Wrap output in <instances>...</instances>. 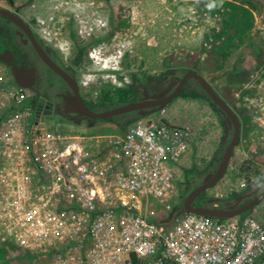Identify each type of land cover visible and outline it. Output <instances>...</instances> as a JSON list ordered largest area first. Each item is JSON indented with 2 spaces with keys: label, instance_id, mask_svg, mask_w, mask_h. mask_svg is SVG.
<instances>
[{
  "label": "built area",
  "instance_id": "1",
  "mask_svg": "<svg viewBox=\"0 0 264 264\" xmlns=\"http://www.w3.org/2000/svg\"><path fill=\"white\" fill-rule=\"evenodd\" d=\"M25 100L0 66V244L13 264H264V212L164 224L204 139L170 111L83 135L49 130Z\"/></svg>",
  "mask_w": 264,
  "mask_h": 264
},
{
  "label": "rangeland",
  "instance_id": "2",
  "mask_svg": "<svg viewBox=\"0 0 264 264\" xmlns=\"http://www.w3.org/2000/svg\"><path fill=\"white\" fill-rule=\"evenodd\" d=\"M12 1L21 16L53 48L63 63L74 60L77 53L76 43L79 46L86 45L81 63L74 65L82 98L85 94L95 98L103 91L112 92L116 86L130 84L131 74H135L140 80L136 85L139 95L141 86L145 84L161 89L182 77L185 71L181 68L183 63L180 62L194 54L199 66L198 74L208 78V82L222 97L228 95L227 89L230 87L240 97L235 96L240 99L237 100V105L243 106L251 117L248 124H241L239 142L234 147L229 165L222 179L208 189L209 197L227 199L233 192L239 193L253 183L264 181V85L259 87L257 79L259 63L264 53V4L258 5V10L254 13L252 47L234 51L224 69L216 73L211 72L206 65L213 49L205 41V37L211 30L221 29L222 15L210 16L203 9L202 0ZM71 32L74 34L73 38ZM41 33L47 40L41 37ZM98 37L106 39L92 44ZM98 45L102 47L99 48ZM93 48L95 56L101 59L98 65L89 60L88 54ZM119 54L123 57L119 58ZM118 59L121 60L119 65L116 64ZM124 64L130 67L125 68ZM233 68L248 74L240 87L236 82L233 84V88L236 86L235 91L229 84V74ZM143 76L149 77V80ZM189 88L197 89L205 97L196 82L191 81ZM243 91H248V94L251 92L244 100L241 98ZM189 100L176 98L165 109L170 111L171 119L175 123L191 126L196 132L197 140L204 137L198 147L193 149L191 160L185 168L195 167L196 172H202L192 175V186H196L201 183L205 173L217 166L230 138L222 143L224 128L221 118L210 107L207 99ZM125 118L127 117L118 118L116 122L86 118H78L72 122L64 119L55 121L51 117H44L42 120L49 130L99 135L120 132L119 126ZM211 161L215 164L211 165ZM178 188L180 203L183 184H179ZM263 209L264 199L246 215L255 213L260 217Z\"/></svg>",
  "mask_w": 264,
  "mask_h": 264
},
{
  "label": "flooded vegetation",
  "instance_id": "3",
  "mask_svg": "<svg viewBox=\"0 0 264 264\" xmlns=\"http://www.w3.org/2000/svg\"><path fill=\"white\" fill-rule=\"evenodd\" d=\"M0 8V10L8 11L10 14L18 17L28 29L26 31L20 28V26L12 22L6 16L0 14V65L22 88L25 93L26 103L31 106L35 114L39 113L42 117H51L55 121L64 119L70 122L78 119L79 117H77L76 115L65 112V99L72 95L71 87L41 60L34 49L33 42L29 34L32 35L36 43L45 51L50 60H52L59 68H61L70 77H72V79L76 82L78 91L80 93L78 81L74 73L75 63L73 62V60L71 61V63L70 61L68 63H63L59 59L57 53L53 50V48L46 44L37 34L33 26L21 16L19 9L14 7V3L12 0H0ZM177 80L178 79H175L169 82L168 85H165L161 89L151 88L145 84L141 86V94L139 95L138 93L137 100L143 97L144 92H146L149 96L148 98H150L152 95L161 92L172 82H175ZM187 83L190 84L191 81H188ZM174 87L172 88V90L174 89ZM138 91L139 90L137 89V92ZM45 112L50 113L49 115H43ZM219 118H221L223 121L222 116H220ZM230 131L231 129L229 128V137L231 134ZM213 170L214 169L208 171L207 173L212 172ZM207 173H205V175L202 177V180ZM184 178L185 179L183 181L182 193H184L183 195L184 197H186V195L192 190L191 187H196L200 183L196 186H192L191 182L194 176L191 175L190 178H186L184 176ZM263 184L264 182L253 183L247 189L240 191L236 196L219 200L218 203H216L215 207L217 209H228L232 205H235V208H239L251 201L262 190H264V186H261ZM256 188H258L257 191H255ZM207 191L208 190L204 191L205 193L203 192V195H199L194 200V206H206L210 208L214 206V203H210V200L212 198L208 196V194L206 193ZM237 197H242V199L237 201Z\"/></svg>",
  "mask_w": 264,
  "mask_h": 264
},
{
  "label": "trees",
  "instance_id": "4",
  "mask_svg": "<svg viewBox=\"0 0 264 264\" xmlns=\"http://www.w3.org/2000/svg\"><path fill=\"white\" fill-rule=\"evenodd\" d=\"M8 1V0H6ZM264 4V0H202L203 9L207 11L210 16L214 15H222L221 21V29L219 31L211 30L205 37V41L211 44L213 51H210V57L207 60V68L211 72H219L222 71L225 67V64L228 58L234 51H238L240 49L246 47H252V37L255 32V21H254V13L258 10V5ZM264 22V21H263ZM110 34V32H109ZM72 38L74 34L71 32ZM104 40V37H98L94 39L91 43H97ZM76 55L74 57L73 62L75 64H80L82 61V53L84 52L85 46H79L77 43L75 44ZM194 54L188 55V57L180 62L183 63L181 68L186 72L188 70L199 71V66L197 64V59ZM261 57V55H260ZM168 62V61H167ZM166 62V63H167ZM264 64V53H262V59L259 63V66L262 67ZM125 68H129L128 64H124ZM198 73V72H197ZM239 73V74H238ZM241 74V75H240ZM147 81L149 77L143 76ZM248 77V74L235 70L234 68L229 74V84L233 88V84H238V87L244 83V80ZM132 82L130 84H125L119 87H115L112 92H101L95 98L92 96L84 95V103L86 106L95 111H103L106 109H110L112 107L128 104L130 102H134L138 98V92L136 85L139 84L140 80L135 74H131ZM236 82V83H235ZM189 83L184 87L182 92L177 98H184L190 100H205L207 99L210 107L213 111L220 117V113L217 110L216 106L209 100L207 97H203L201 93L197 91L195 88L189 89ZM227 93L228 95L221 98L235 111V113L239 116L241 120V124H248L250 115L247 113V110L241 106L237 105V100L235 98L234 92L228 87ZM236 86L233 88V90ZM198 89L200 92H203L201 87L198 85ZM235 91V90H234ZM248 91H243L241 93V98L243 99L245 96L250 95L247 93ZM240 98V97H238ZM244 100V99H243ZM133 116H137L136 113H128L121 116L112 117L109 119H104L102 121H110L116 122L118 118L127 117L124 119L123 124L119 126L120 132H123L129 123L133 122L136 118H132ZM129 117V118H128ZM251 120V119H250ZM222 122V119H221ZM249 128V126H248ZM247 131L249 129H246ZM221 156V155H220ZM214 160V158H213ZM211 165H214L212 161ZM202 174V172H196V169L192 167L191 169H185V177L189 178L191 175ZM197 174V175H198ZM194 187H191L193 189ZM184 193H181L180 198L183 199ZM238 193L233 192L230 194V197L236 196ZM203 195V194H202ZM179 208V205H175L172 211L165 217V221H168L171 218L172 213ZM245 215V214H243ZM16 251V248L10 244H0V264H13L12 259H10V254Z\"/></svg>",
  "mask_w": 264,
  "mask_h": 264
},
{
  "label": "water",
  "instance_id": "5",
  "mask_svg": "<svg viewBox=\"0 0 264 264\" xmlns=\"http://www.w3.org/2000/svg\"><path fill=\"white\" fill-rule=\"evenodd\" d=\"M0 14L6 16L12 22L20 26V28L24 30H28L26 25L22 23V21L10 14L8 11L0 10ZM35 51L41 60L58 76H60L70 87L72 90V95L65 99L66 101V109L65 112L69 114H74L79 118H86L90 120H104L109 119L116 116L125 115L128 113H136L137 117H145L148 114L156 111L157 109L163 108L171 101H173L176 97L180 95L186 83L189 80H194L203 90L204 96L209 98L210 101L216 106L220 115L223 117V126H224V136L222 143L228 139L229 136V128L231 129V138L222 152L217 166L212 172L206 174L201 183L194 187L184 198L180 207L175 210L169 221L165 222V225H169L176 216L188 212L194 213L206 217L216 218V219H227L236 216H240L250 210H252L255 206H257L264 199V190H262L256 197H254L251 201L246 203L245 205L235 208V205H232L228 209H217L215 205L210 207H202V206H194V200L201 195L204 191L213 187L224 175L226 168L229 164V161L232 157V153L234 147L239 142V134H240V119L235 113V111L221 98V96L215 91V89L210 85L208 80L198 74L194 70L186 71L181 78L177 81L172 82L169 86L163 89L161 92L152 95L150 98L146 92L143 93V97L137 101L130 102L128 104L112 107L110 109H106L103 111L95 112L89 109L84 103L76 82L70 77L66 72H64L61 68H59L50 58L46 55L45 51L36 43L33 39L32 35L29 34ZM175 86V87H174ZM174 89L172 90V88ZM172 90V91H171ZM50 112H45L43 115H49ZM40 117L39 113H36V119ZM229 127H228V126ZM261 186H264L261 185ZM256 188L255 191H257ZM237 201L242 199V197H237ZM218 200L211 199L210 203H217Z\"/></svg>",
  "mask_w": 264,
  "mask_h": 264
},
{
  "label": "clouds",
  "instance_id": "6",
  "mask_svg": "<svg viewBox=\"0 0 264 264\" xmlns=\"http://www.w3.org/2000/svg\"><path fill=\"white\" fill-rule=\"evenodd\" d=\"M104 39H105V38H104ZM0 66H1V65H0ZM1 67H2V66H1ZM2 68H3V67H2ZM3 69H4V68H3ZM4 70H5V69H4ZM5 71H6V70H5ZM6 72H7V71H6ZM8 75H9V74H8ZM9 76H10V75H9ZM201 76H202V75H201ZM10 77H11V76H10ZM203 77H204V76H203ZM11 78H12V77H11ZM12 80H13V82H14L16 85H18V84L14 81L13 78H12ZM190 81L195 82L194 80H189V82H190ZM122 85H123V84H122ZM122 85H121V86H122ZM197 85H198V84H197ZM210 85H211V84H210ZM18 86H19V85H18ZM19 87H20V86H19ZM116 87H119V86H116ZM215 91H216V90H215ZM216 92H217V91H216ZM203 93H204V92H203ZM176 98H177V97H176ZM176 98H175V99H176ZM83 101H84V100H83ZM25 102H26V101H25ZM171 102H172V101H171ZM26 104H27V103H26ZM28 105H29V104H28ZM167 105H168V104H167ZM167 105H166V106H167ZM166 106H164L163 108H166ZM30 107H31V106H30ZM160 109H162V108H160ZM32 110H33V109H32ZM157 110H159V109H157ZM157 110H156V111H157ZM156 111H154V112H156ZM33 112H34V111H33ZM154 112H152V113H154ZM152 113H150V114H152ZM34 114H35V113H34ZM150 114H148V115H150ZM148 115H147V116H148ZM237 116H238V115H237ZM145 117H146V116H145ZM35 118H36V114H35ZM42 118H44V117L40 116L37 120H41V121L43 122ZM140 118H143V117H137V116H136V119L133 120V122H135L136 120H138V119H140ZM88 120H90V119H88ZM94 121H96V120H94ZM133 122H131L129 125H131ZM240 123H241V120H240ZM129 125H128V126H129ZM222 125H223V124H222ZM128 126H127V127H128ZM127 127H126V128H127ZM223 128H224V126H223ZM240 131H241V126H240ZM118 133H119V132H118ZM70 134H71V133H70ZM86 134H87V133H83V135H86ZM88 134H89V133H88ZM110 134H111V133H110ZM223 136H224V135H223ZM228 137H229V136H228ZM229 138H231V136H230ZM239 138H240V134H239ZM222 140H223V139H222ZM229 140H230V139H229ZM228 142H229V141H228ZM228 165H229V164H228ZM227 167H228V166H227ZM214 169H215V168H214ZM226 169H227V168H226ZM184 172H185V170H184ZM184 176H185V174H184ZM221 179H222V178H221ZM182 184H183V183H182ZM182 184H181V185H182ZM184 198H185V197H184ZM184 198H183L182 200H184ZM212 199H216V200H218V201L221 200V199H219V198H217V197H216V198H212ZM182 200L180 201V203H182ZM180 203L177 204V205H179V207H180V205H181ZM217 203H218V202H217ZM214 205H216V203H214ZM248 212H249V211H248ZM244 214L246 215L247 212L244 213ZM240 216H244V215L242 214V215H240ZM168 221H169V220H168Z\"/></svg>",
  "mask_w": 264,
  "mask_h": 264
},
{
  "label": "bare ground",
  "instance_id": "7",
  "mask_svg": "<svg viewBox=\"0 0 264 264\" xmlns=\"http://www.w3.org/2000/svg\"><path fill=\"white\" fill-rule=\"evenodd\" d=\"M40 4H41V2H39ZM43 3V2H42ZM45 6V5H44ZM41 7V6H40ZM1 9V8H0ZM46 9L47 8H45L44 10L46 11ZM39 10H41V9H39ZM40 12V11H39ZM41 12H43V11H41ZM40 12V13H41ZM63 12V11H62ZM65 12V11H64ZM40 13H38V14H40ZM43 14V13H42ZM41 14V15H42ZM47 14V13H46ZM50 14H48V16H49ZM40 16V15H39ZM43 16V15H42ZM1 17V16H0ZM65 18V17H64ZM40 19V18H39ZM181 19V18H180ZM50 20V19H49ZM43 21V20H42ZM45 21V20H44ZM51 21H52V19H51ZM49 23V22H48ZM53 26V25H52ZM44 31V30H43ZM45 33V32H44ZM47 33V32H46ZM48 34V33H47ZM41 35V34H40ZM48 36V35H47ZM49 40V39H48ZM54 40V39H53ZM58 40V39H57ZM60 41V40H59ZM53 42V41H52ZM45 44V43H44ZM55 44V43H54ZM57 44V43H56ZM60 44V43H59ZM53 46V45H52ZM49 47V46H48ZM53 52V51H52ZM113 57V56H112ZM179 57V56H178ZM242 63V62H241ZM112 64H114V63H112ZM245 66V65H244ZM251 71V70H250ZM252 72V71H251ZM239 74V73H238ZM252 74V73H251ZM256 74V73H255ZM241 75V74H240ZM253 76V75H252ZM211 77V76H210ZM208 79V78H207ZM212 85V84H211ZM213 87V86H212ZM218 93V92H217ZM220 95V94H219ZM222 95V94H221ZM210 100V99H209ZM190 101V100H189ZM204 102V101H203ZM208 106V105H207ZM240 116V115H239ZM136 117V116H135ZM241 119V118H240ZM89 123V122H88ZM93 124H94V122H93ZM130 124V123H129ZM105 134V133H104ZM110 134V133H109ZM199 156V155H198ZM196 162V161H195ZM198 163H199V161H198ZM254 176V175H253ZM190 178V177H189ZM185 179V178H184ZM193 181V180H192ZM264 182V181H263ZM187 183V182H186ZM192 183V182H191ZM222 183V182H221ZM258 183V182H257ZM260 183V182H259ZM212 190V189H211ZM217 191V190H216ZM205 193V192H204ZM207 194H208V192H207ZM205 195V194H204ZM209 196V195H208ZM212 197V196H211ZM264 210V209H263Z\"/></svg>",
  "mask_w": 264,
  "mask_h": 264
}]
</instances>
